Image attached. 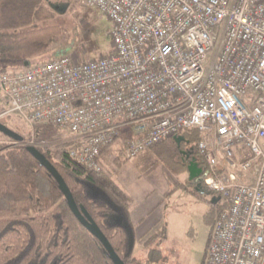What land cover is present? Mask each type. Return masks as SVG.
I'll return each instance as SVG.
<instances>
[{"label":"built area","instance_id":"built-area-1","mask_svg":"<svg viewBox=\"0 0 264 264\" xmlns=\"http://www.w3.org/2000/svg\"><path fill=\"white\" fill-rule=\"evenodd\" d=\"M86 3L110 20L111 51L0 70V117L69 132L93 171L122 127L126 160L198 131L201 182L223 205L203 264H264V0Z\"/></svg>","mask_w":264,"mask_h":264},{"label":"trees","instance_id":"trees-1","mask_svg":"<svg viewBox=\"0 0 264 264\" xmlns=\"http://www.w3.org/2000/svg\"><path fill=\"white\" fill-rule=\"evenodd\" d=\"M51 18L43 0H0V66L18 69L43 60L61 34L58 24L39 25ZM0 122L5 124L4 118ZM182 136L195 145L199 133L191 130ZM168 140L170 147L181 151L183 140ZM10 141L12 144H0V264H113L100 241L71 212L53 177L29 153L28 140ZM69 146L65 143L38 149L121 260L135 264L127 227L130 197L106 173L79 164L70 156ZM216 207L218 215L223 205ZM117 217L127 226L117 223ZM151 252L159 256V251L152 249L149 261L153 260Z\"/></svg>","mask_w":264,"mask_h":264},{"label":"rangeland","instance_id":"rangeland-1","mask_svg":"<svg viewBox=\"0 0 264 264\" xmlns=\"http://www.w3.org/2000/svg\"><path fill=\"white\" fill-rule=\"evenodd\" d=\"M43 2L50 8L52 18L39 25L58 24L61 27V34L41 59L69 55L78 60H90L107 55L111 51L109 37L111 22L97 8L88 5L86 0H43ZM11 67L6 64L3 67L0 66V70H11ZM1 108L5 110L7 105ZM14 114L8 113L2 118H4L7 127L28 141L33 140V144H29L27 141L26 145L52 148L58 144H70L72 141L73 136L67 131L47 125L30 127ZM2 118L0 117V120ZM130 134V127L120 129V134L115 142L103 152L101 171L114 180L119 165L132 160L131 162L138 165L144 174L152 173L156 180L172 182L176 189L174 188L175 190L168 195L166 213L172 212L176 217V232L172 238H167L161 246L153 247V249H158L161 253L159 256L165 260L167 258L163 256L166 254L170 256L172 253L180 260L179 263H195L201 257L203 242L210 224L217 216L216 206H221V201L212 203L211 200L215 194L204 192L205 195H203L190 183L188 166H185L187 161L181 154V151L188 149V147L185 148L186 144L181 145V151H175L168 145V143L171 144V141L168 140L158 144L159 146L156 148L140 153L133 159L126 160L122 156V149ZM10 140L6 136H0V144H12ZM233 149H236V146ZM192 150L196 152L194 143ZM198 180L202 181V178L200 177ZM172 183L171 185L174 186ZM182 223L187 224L190 228L189 233L180 229ZM151 253L152 262L156 264L155 253ZM138 259H141V262L143 260L142 258ZM148 259L147 257L145 260Z\"/></svg>","mask_w":264,"mask_h":264},{"label":"crops","instance_id":"crops-1","mask_svg":"<svg viewBox=\"0 0 264 264\" xmlns=\"http://www.w3.org/2000/svg\"><path fill=\"white\" fill-rule=\"evenodd\" d=\"M184 144H187V142L183 141V145ZM186 147L187 145L185 148ZM188 150L190 149L186 148V150L181 151V154L185 157L187 163V159L192 160L190 157L191 153L188 152ZM103 154L101 157V163L103 160ZM131 161L132 160L122 162L113 178L116 184L131 199V205L129 208L130 224L127 226L121 217H117L115 220L117 223L126 225L131 233V248L133 256L136 259L135 264H155L152 261L150 262L149 259L145 260L147 257L149 258V252L153 247L161 246L167 238H172L176 232V217L172 212L166 213L167 198H169L168 195L176 188L169 180H156L153 178L152 173L147 175L144 174L140 171L138 165ZM189 181L195 186V189L200 193H203V195H205L204 192H208L202 182L200 186H197V181L195 179L189 178ZM241 181L249 184L253 180L247 176L246 180ZM171 183L174 186H172ZM180 229L186 230V233L190 232V228L187 224L184 225V223L180 225ZM210 230L211 224L202 245L201 257L195 263L190 264H203L205 246ZM155 250L159 251L158 249ZM160 254L161 253H159V255ZM163 257L167 259L165 260L164 258H161V256H156V264H189L179 263L180 260H178L172 253H170V256L166 254ZM138 258H142V262L140 261L141 259Z\"/></svg>","mask_w":264,"mask_h":264},{"label":"water","instance_id":"water-1","mask_svg":"<svg viewBox=\"0 0 264 264\" xmlns=\"http://www.w3.org/2000/svg\"><path fill=\"white\" fill-rule=\"evenodd\" d=\"M0 133H2L4 136L16 142H22L24 139L20 134L13 131L12 129L7 127L5 124H2L1 122H0ZM174 140H176V142L179 143L180 141L184 140V138L179 136L174 138ZM26 148L29 151V153L38 161V163L41 166H43L48 171V173L53 177V179L57 183L58 189L63 194L71 212L74 214L77 220L100 241V243L104 247L105 253L111 259L113 264H126L114 251L107 237L104 235V233L101 230H99L95 222L91 218L86 216V214L82 213V209H83L82 205H77L63 177L59 174V172L56 170L54 165L46 158L45 154H43L37 147L33 145H27ZM196 168L197 165L194 162V160L193 159L190 160V163L188 165V172L190 174L189 178L195 179L197 181V186H200L201 181L198 180L199 173L196 170Z\"/></svg>","mask_w":264,"mask_h":264},{"label":"flooded vegetation","instance_id":"flooded-vegetation-1","mask_svg":"<svg viewBox=\"0 0 264 264\" xmlns=\"http://www.w3.org/2000/svg\"><path fill=\"white\" fill-rule=\"evenodd\" d=\"M185 140L188 142L186 145H187V147L190 149V150H188V152L191 153V156H190V157L194 160V162H195L196 165H197L196 170H197L198 173H199V178H200V177L202 178V176H203V174H204L205 166H204L202 160H201V159L196 155V153L192 150V142H191V140H190V139H185ZM187 160H188V163H187V166H188L189 163H190V160H189V159H187ZM198 168H199V169H198ZM217 201H218L217 196H213L211 202L215 204Z\"/></svg>","mask_w":264,"mask_h":264}]
</instances>
